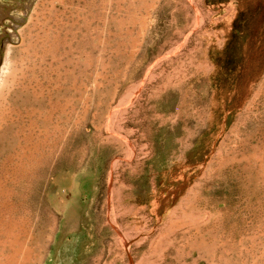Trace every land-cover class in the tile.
Returning a JSON list of instances; mask_svg holds the SVG:
<instances>
[{
    "label": "rangeland",
    "instance_id": "rangeland-1",
    "mask_svg": "<svg viewBox=\"0 0 264 264\" xmlns=\"http://www.w3.org/2000/svg\"><path fill=\"white\" fill-rule=\"evenodd\" d=\"M0 264H264V0H0Z\"/></svg>",
    "mask_w": 264,
    "mask_h": 264
},
{
    "label": "bare ground",
    "instance_id": "bare-ground-1",
    "mask_svg": "<svg viewBox=\"0 0 264 264\" xmlns=\"http://www.w3.org/2000/svg\"><path fill=\"white\" fill-rule=\"evenodd\" d=\"M20 5H21V6L23 5V4H22V2H21V4H20ZM23 6H25V3H24V5H23ZM2 12H3V11H2Z\"/></svg>",
    "mask_w": 264,
    "mask_h": 264
}]
</instances>
